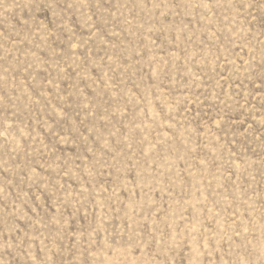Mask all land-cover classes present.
Returning a JSON list of instances; mask_svg holds the SVG:
<instances>
[{
	"label": "rangeland",
	"instance_id": "1",
	"mask_svg": "<svg viewBox=\"0 0 264 264\" xmlns=\"http://www.w3.org/2000/svg\"><path fill=\"white\" fill-rule=\"evenodd\" d=\"M0 264H264V0H0Z\"/></svg>",
	"mask_w": 264,
	"mask_h": 264
}]
</instances>
